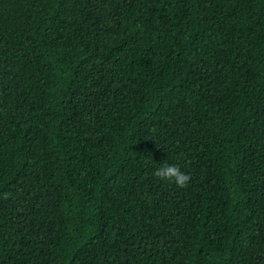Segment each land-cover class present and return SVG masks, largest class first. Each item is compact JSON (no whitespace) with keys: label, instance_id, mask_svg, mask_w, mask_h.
I'll return each instance as SVG.
<instances>
[{"label":"trees","instance_id":"obj_1","mask_svg":"<svg viewBox=\"0 0 264 264\" xmlns=\"http://www.w3.org/2000/svg\"><path fill=\"white\" fill-rule=\"evenodd\" d=\"M0 264H264V0H0Z\"/></svg>","mask_w":264,"mask_h":264},{"label":"clouds","instance_id":"obj_2","mask_svg":"<svg viewBox=\"0 0 264 264\" xmlns=\"http://www.w3.org/2000/svg\"><path fill=\"white\" fill-rule=\"evenodd\" d=\"M154 175L161 180L174 182L178 187L181 188L187 187L191 180L190 175L185 174L175 164H166L162 168L157 169Z\"/></svg>","mask_w":264,"mask_h":264}]
</instances>
